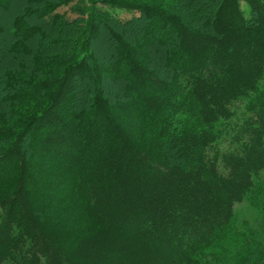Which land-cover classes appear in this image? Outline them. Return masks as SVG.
Instances as JSON below:
<instances>
[{"label":"trees","instance_id":"obj_1","mask_svg":"<svg viewBox=\"0 0 264 264\" xmlns=\"http://www.w3.org/2000/svg\"><path fill=\"white\" fill-rule=\"evenodd\" d=\"M182 2L0 0V264H264V0Z\"/></svg>","mask_w":264,"mask_h":264},{"label":"rangeland","instance_id":"obj_2","mask_svg":"<svg viewBox=\"0 0 264 264\" xmlns=\"http://www.w3.org/2000/svg\"><path fill=\"white\" fill-rule=\"evenodd\" d=\"M126 2L131 3H138V4H163L165 8L171 10V11H179L180 7L182 6L183 2L186 0H182L181 3L176 2L175 0H123ZM199 1V0H198ZM196 6H198V2L195 3ZM243 7L248 11V8L246 5H243ZM209 10V9H208ZM112 14L116 15L122 20H127L133 17L134 14H131L123 9H112L110 10ZM60 12L67 14L68 19V25H73L74 19L77 17V14L72 12L68 7L61 8ZM46 23V31L50 33L49 42L51 43L52 39L56 37V35L52 32H50V25ZM48 24V25H47ZM76 26V25H75ZM65 27H62V30ZM107 38L105 35H103L99 40H97L94 44V52L96 54L97 60L102 63V68H104V65L111 62V53H112V47L111 45H108ZM12 42V39L7 37L6 43L7 45ZM52 44V43H51ZM102 70V69H101ZM264 87V82H263ZM3 87H0V94H3L5 92ZM4 91V92H3ZM1 96V95H0ZM245 102L239 103V111L244 108ZM26 107V103L21 101L20 106H17L16 111H23V108ZM238 111V114L240 112ZM15 118V117H14ZM243 233L244 236L249 238H255L258 241H264V172L259 176L258 179L255 180V188L252 190V192L246 197L244 202L237 205L235 208V217L234 221L231 224L229 231H228V240L231 242L233 241V238H235L237 235H241Z\"/></svg>","mask_w":264,"mask_h":264}]
</instances>
